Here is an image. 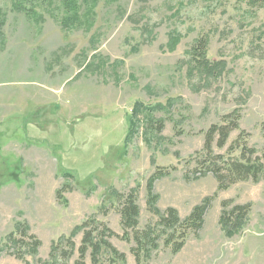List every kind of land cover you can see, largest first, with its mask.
<instances>
[{
  "label": "rangeland",
  "instance_id": "obj_1",
  "mask_svg": "<svg viewBox=\"0 0 264 264\" xmlns=\"http://www.w3.org/2000/svg\"><path fill=\"white\" fill-rule=\"evenodd\" d=\"M77 1L74 15L59 0H0V264L51 261L53 243L73 236L79 247L83 232L73 231L92 218L118 234L110 241L136 264L112 190L136 189L137 229L155 225L147 182L157 168L167 172L154 185L161 211L174 207L185 219L210 204L178 253L161 240L142 264H264V176L224 190L211 172L186 178L206 130L233 111L240 129L215 153L238 156L228 148L242 129L264 153V6ZM201 39L205 59L192 53ZM225 200L226 212L251 206L232 235L220 224ZM18 223L41 239L37 255L26 245L24 259L4 250Z\"/></svg>",
  "mask_w": 264,
  "mask_h": 264
},
{
  "label": "trees",
  "instance_id": "obj_2",
  "mask_svg": "<svg viewBox=\"0 0 264 264\" xmlns=\"http://www.w3.org/2000/svg\"><path fill=\"white\" fill-rule=\"evenodd\" d=\"M59 1L67 13L77 14V0ZM237 1L245 3L250 8H261L264 6V0ZM17 4L19 5V3ZM205 48L206 44L203 39L197 40L195 46H193L192 53L205 59ZM138 105L140 104H136L137 107ZM137 107L135 108V114L138 110ZM240 117L241 114L239 112L233 111L224 115L221 123L213 124L206 130L203 152L198 153L196 156V158H200L197 167L193 170L194 177L190 178L186 175V178L199 179L211 172L218 181L219 190L227 189L239 181L252 180L259 182L262 179L264 176V153L262 156L258 155V150L248 145L245 138V130H241L239 136L228 148L229 154L239 151L238 156H232L230 160H226L223 154H216L214 151L215 145L219 148L226 147L231 133L240 129ZM166 174L167 172L157 168L148 179L147 202L149 209L158 216V221L155 225H149L144 230L137 229L140 207L137 203L136 189H132L128 193H120L116 189L112 190L113 195L120 201L121 223L125 230L124 234L132 236L135 242V246L131 250L136 257V264H142L144 260H150L153 254L158 251L159 241L161 240L164 241L166 246L171 247L174 254L178 253L186 244L189 233H198L204 224V217L208 210L210 199L196 205L185 219H181L178 210L174 207H168L165 211H161L156 206L159 196L154 193V185L158 179ZM197 174L200 175L198 176ZM231 201H223L224 211L220 217V224L227 230L228 235L233 234L236 221H241L248 216L251 207L250 204H237L226 212ZM79 230L83 232L79 247H77L73 236L62 237L55 241L51 247L49 256L51 261L44 262L43 259H39V264H57L60 259L71 258L76 250L79 253L76 264H87V255H90L92 264H127L126 253L120 251L110 241L113 236L118 234L105 223L92 218L84 221L73 232L77 233ZM23 245L29 247L32 255H37L42 241L37 235L29 233L26 224L18 223L16 231L7 237L4 250H10V253H14L13 255L16 257L24 259L21 251ZM65 245H68L69 248H65Z\"/></svg>",
  "mask_w": 264,
  "mask_h": 264
}]
</instances>
